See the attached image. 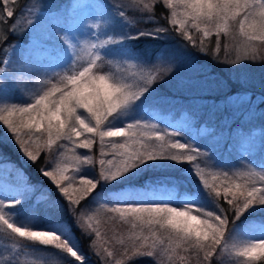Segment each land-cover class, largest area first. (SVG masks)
<instances>
[{"label":"snow or ice","instance_id":"obj_1","mask_svg":"<svg viewBox=\"0 0 264 264\" xmlns=\"http://www.w3.org/2000/svg\"><path fill=\"white\" fill-rule=\"evenodd\" d=\"M86 6L84 0H72L62 13H52L45 11L43 0H31L30 6L0 0V90L20 88L25 79L32 84L24 103L0 99V126L27 161L38 164L44 158L40 173L66 201L97 264H134L141 257L152 258V264H227L230 256L239 264L264 262V225H236L250 209L264 207V165L249 160L241 164L243 170H234L217 162L208 143L198 144L200 137L208 141L223 135L222 113L251 111L254 93L203 95L226 84L200 69L179 82L181 89L196 93L181 105L184 120L164 119L161 128L150 122L161 119L153 112L152 119L115 124L133 114L160 81L194 64L190 49L217 63L238 64L221 58L220 38L233 37L235 28L247 45L244 59L256 60V45L264 46V0H95V15H82ZM117 17L124 29L120 33ZM141 23L151 27H135ZM28 34L30 48L11 41ZM213 35L214 50L206 43ZM141 36L175 37L182 53L146 62L115 47ZM48 41L56 43L50 48ZM33 49H42V56L34 57ZM161 102L172 105L170 98ZM204 109L209 111L203 123L211 127L197 131ZM155 160L189 163L209 203L192 198L177 206L170 194L157 189L122 194L111 204L93 197L101 183ZM87 168L96 170L95 178L82 174ZM0 191L19 197L0 198V231L12 240L11 255L0 258V264H19L17 257L28 246L54 248L85 264L62 228H37L14 219L10 210L31 194L21 169L0 163ZM116 221L129 226L127 235L111 227ZM257 231L245 243L230 244L237 234Z\"/></svg>","mask_w":264,"mask_h":264},{"label":"trees","instance_id":"obj_2","mask_svg":"<svg viewBox=\"0 0 264 264\" xmlns=\"http://www.w3.org/2000/svg\"><path fill=\"white\" fill-rule=\"evenodd\" d=\"M68 0H43L45 9L60 6L62 3ZM19 3L30 6L31 0H19ZM23 16L19 19L23 21ZM137 28L151 27V24H137ZM233 37H221V58L227 61L237 60L238 64L233 65L231 63H217L209 56H203L195 50H191L192 53H188L190 59L194 64H185L184 68L169 81H160L151 92L148 99L139 105L134 116L131 114L132 119H137L139 115H146L149 119H152L151 112L156 110L160 112L172 111L174 116H178L181 113H185L181 108V105L189 103L192 96L196 95L195 92H190L179 87V82L186 76L196 74L199 75L200 69H206L214 79L224 81L226 87L221 90L204 93L203 95H211L213 97H224L226 95H233L241 91H249L254 93L257 99L252 102L251 111L243 110L242 112H236L235 115H231L229 112L222 113L224 118L219 122V129H222L223 134L227 135L226 141L220 143L210 142L212 138L205 140L206 137H200L198 144L204 145L208 143L215 151V158L218 163L226 166H233L234 170H243L241 164H246L250 160L254 165H264V158L262 152L258 150L250 151L249 148H242L236 145L238 137L247 133H263L264 131V102H261L259 97H264V46L256 45V60H245L246 55L245 48L247 45L242 38L238 35V29H233ZM136 29L132 30L134 35ZM4 26L0 25V37L3 36ZM28 35L13 36L11 37L12 43L17 41H26ZM216 40L215 35L206 38V43L210 49L214 50V42ZM127 50L133 53L136 57L146 62H154L156 57H162L166 55H180L182 50L179 47V41L175 37L167 39H152L151 37L141 36L139 39H127L125 40ZM2 56V53H0ZM237 68V69H232ZM165 98H170L172 105L162 103ZM208 109L202 110L203 116L199 121L197 131L206 127H211L203 123V119L208 114ZM130 116V115H129ZM147 119V118H146ZM158 121L161 128L165 125L162 120ZM157 123V124H158ZM231 129V131H229ZM247 155L248 160H241V157ZM0 161H8L15 167L23 170L27 177L28 183L33 186L34 192L23 201V203L15 209L10 211L15 213L14 219L16 221L26 217L27 214L36 215L38 217L51 218L52 221L63 222L68 228V231L72 234L70 243L77 248L80 253L86 258L85 264H97L96 258L88 249V240L83 237L80 229L76 226L75 220L67 210L66 201L56 188L41 175L39 167L43 166L44 158L42 157L38 164H32L27 161L20 153L19 149L12 142L7 133L4 132L2 126H0ZM259 170V169H257ZM190 173H189V172ZM97 172L91 168L90 177L95 178ZM198 179L195 177V173L189 163L177 164V162L169 160L166 164L161 166H149L137 176L128 179L127 181H113L111 183H101L99 188L93 194L95 199H99L103 203H118L117 199L111 197L108 190H117L118 187L130 184L131 186H146L145 182L149 181L154 185H162L167 187L164 192H173L175 198H171V202L175 205H181L187 200L195 198L202 204H208L209 200L207 193L203 188L199 186ZM43 196V199L40 197ZM185 196V197H184ZM258 220L264 223V207H258L250 209L236 221L237 227L245 224L250 220ZM116 233L127 235L129 232V226L116 221L112 224ZM102 232L106 231V228L102 227ZM111 234V233H110ZM234 240V237H233ZM230 241L235 243V241ZM11 238L0 231V258L11 255L7 251L9 245H11ZM116 247H119L116 245ZM28 252V255L24 252ZM19 264H78V262L71 256L62 253L54 248H45L44 246H28L25 247L19 256L17 257ZM134 264H152V258L141 257L134 262ZM164 264H167L165 260ZM194 264V262H193ZM227 264H239V260L228 257ZM258 264H264V262H258Z\"/></svg>","mask_w":264,"mask_h":264},{"label":"rangeland","instance_id":"obj_3","mask_svg":"<svg viewBox=\"0 0 264 264\" xmlns=\"http://www.w3.org/2000/svg\"><path fill=\"white\" fill-rule=\"evenodd\" d=\"M72 2V0H68L65 3H62L60 6L57 7H52L49 9H45V11H51L52 13H57V12H63L67 6ZM84 3L87 4V6L85 8L82 9V15H95L96 12V8H95V0H84ZM23 21L26 19V16H23ZM238 29V28H235ZM116 31L118 33L124 31V29L121 26V22H120V18H116ZM31 40H32V35L28 34V39L26 41H17L14 43H19L20 48H30L31 47ZM49 47L51 48L52 45H54L56 42L55 41H48L47 42ZM116 48H124L127 50V47L125 45V41L123 42V44L121 45H117L115 46ZM128 51V50H127ZM33 56L34 57H41L43 54V50L42 49H33ZM32 91V84L31 81L28 79H25L23 81V83L21 84L20 88H15V87H9L7 89L4 90H0V99L6 100L10 103L13 104H20V103H24L27 101V97L29 96V94ZM157 112L160 116L161 119L159 120H164V119H170L173 122L175 121H180V120H184L185 119V113H181L178 116H174V113L172 111H165V112H160L158 110L154 111ZM153 112H151L152 114ZM134 116V114H132ZM140 117H138L137 119L143 117V118H147L146 115H139ZM152 116V115H151ZM131 115L127 116V117H120L115 121V124H117L118 126L123 125L124 123H126L129 120H132ZM151 123H158V121L156 120H151ZM158 126L160 127L159 123ZM194 127H196V125H194ZM5 132V131H4ZM6 133V132H5ZM227 139V135L223 134L222 136H215L212 138V140L210 142H215L220 143L221 141H226ZM236 145L241 146L242 148H249L250 151H255V153L260 150L262 152L263 158H264V131L263 133H247L244 134L240 137H238V139L235 141ZM246 146V147H245ZM81 153L84 152V150H80ZM169 160H155V161H149L144 165H141L139 168L133 170L132 172L128 173L126 176L121 177L120 179L116 180V181H120V182H125L130 178H133L135 176H137L138 174H140L142 171H144L147 167L149 166H161L164 165L168 162ZM176 162V161H175ZM0 163H7L9 167H15L12 163L8 162V161H0ZM178 165L181 163H177ZM18 168V167H16ZM20 169V168H19ZM22 170V169H21ZM90 170L91 168H87L85 169V171L82 173L83 175L89 176L90 177ZM23 172V170H22ZM189 172V171H188ZM190 173V172H189ZM24 177L26 178L27 181V177L25 175V173L23 172ZM198 184L199 186H201V183L199 180ZM113 182V181H112ZM28 186L31 188V194L34 192L33 186L28 183ZM124 186H121L120 188L118 187V189L116 190H108V192L110 193L111 197H113L114 199H117L119 201V197L122 194H128V193H132V194H136V193H140V192H147V191H151L153 189H157V190H162V194L164 195H171V198H175L176 196H173V192H164V190L167 189V187H162V185H154L149 182L146 181L145 185L143 187L140 186H131L130 184L124 183ZM202 187V186H201ZM30 194V195H31ZM29 195V196H30ZM28 196V197H29ZM185 197V196H184ZM0 198H19L15 193L12 192H7V191H0ZM178 206V205H177ZM53 219L51 218H45V217H38L36 215H29L27 214L26 217L22 218L21 220L17 221L18 223H31L33 227H37V228H62L63 229V234L66 236L67 239H69L72 236V234L68 231V228L64 225L63 222L60 221H52ZM260 225H264L263 222H260L258 220H250L248 222H246L245 224L239 226V229H246V228H251L252 226H260ZM259 235V232H254L251 233L250 235H242V234H237L234 236V240L235 243L238 244H242L247 242L248 239ZM10 247V245H9ZM25 255L28 254V252H24ZM31 255L32 254H28Z\"/></svg>","mask_w":264,"mask_h":264}]
</instances>
